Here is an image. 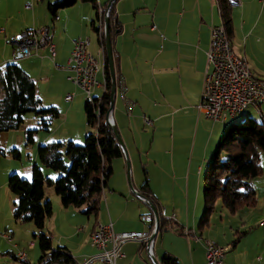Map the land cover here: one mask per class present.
<instances>
[{"label": "crops", "instance_id": "crops-1", "mask_svg": "<svg viewBox=\"0 0 264 264\" xmlns=\"http://www.w3.org/2000/svg\"><path fill=\"white\" fill-rule=\"evenodd\" d=\"M43 1L45 2V0H0L5 12L3 17L8 21L0 25L4 27L0 29V69L9 62H16L33 79L45 72L59 71L63 79L67 74L66 79L71 82L68 77L72 73L66 67L74 41L89 36L92 42L95 39V32L98 36L96 37L98 47L93 46L92 51L89 47V50L100 65L107 64L105 26L102 35L99 30L101 16L104 25L105 15H101L100 10L105 9L112 0H97L99 16L95 9L92 10V5H86L90 3L78 2L73 11L59 12L55 21L48 11V6L43 5ZM240 1L241 4L231 6V14L233 17L235 15L232 20L231 44L235 54L247 62L253 75L263 78L253 72L255 70L251 68L247 57L257 52L258 44L264 43V21H262L264 4L259 0ZM27 2L32 3L31 8H26ZM42 2L43 4H40ZM16 5L22 7V14L18 13L20 18H15L14 21L12 18L9 21L8 17L16 14ZM234 6L238 7L234 10ZM13 10L15 12H12ZM25 12L26 17L23 15ZM111 14L114 19H110V26L113 20L116 22L111 26L113 30L110 34L116 71V99L112 117L132 160L130 175L133 185L137 191L150 198L149 201L155 205L160 217V228L154 240L153 257L159 264H163L162 259L166 253L176 256L180 264H207L204 241L210 239L223 246L216 240L218 238L212 239L211 232L203 233V229L197 226L204 204L201 201L203 176L221 135L228 124L232 123L231 120L241 115L228 117L226 121H214L207 118L200 110L205 74L209 70L207 52L211 29L213 26L223 24L219 2L218 0H115ZM29 16L31 19H28ZM74 19H77V26L81 28L76 34L70 35L68 29L72 23L74 25ZM50 22H52L51 41L56 45L55 58L50 57L47 49L41 50L42 56L19 55L14 44L15 36L25 30L49 26ZM117 23H119L118 28L115 26ZM236 41L238 44H235ZM9 46L11 54L7 53ZM56 61L61 65H56ZM52 63L55 64L53 69ZM255 68L258 69V66L255 65ZM96 79L97 85L94 89H99L103 94L105 88L101 71L97 73ZM34 81L37 85V80ZM68 84L66 83L68 88H72V83ZM121 91L126 99L120 95ZM37 92L43 103L47 101L46 99H51L49 93L46 92L45 96L38 85ZM102 94L93 96L101 97ZM57 99L56 97L54 101L57 102ZM54 101L50 102L52 106L56 105ZM62 104L66 109L67 104L63 100ZM249 107L246 106L242 112ZM256 109L263 120L264 102ZM144 116L151 119L153 134L152 143L150 142L149 147H146V160L145 155H142L143 144L139 146L134 131L128 128L132 124L134 127L135 123V129L138 130V124L145 123ZM87 128L82 139L86 138L90 130L88 125ZM138 134L142 135L141 132ZM74 138L68 136V139ZM137 155L144 157L146 164L142 169L139 167ZM124 158L123 154L112 162L113 174L104 189L100 211L94 219V224L89 228L86 239L79 241L70 250L67 248L68 241L73 239L75 233L65 236L67 242L63 246L66 245L76 264H86L87 260L83 263L85 258L94 257L99 253L98 248L91 244V235L98 225L112 223L117 233L146 232L155 227L154 223L142 220L143 216L154 214L151 207L129 189L125 164L127 161ZM262 166L263 174L252 182L256 192V203L250 207L253 208L252 210H247L248 218L255 222L259 221L257 226L259 228L251 233L242 232L244 229H241L239 224L238 218L241 214L238 212L232 216L223 213L220 219V226L224 232L222 237L225 241L230 243L231 238L238 237L234 239L236 243H231V249L227 248L224 264H264V225L260 224L264 220L263 163ZM28 168H31L28 170V173H31L32 167ZM46 172L53 179L56 178L55 173L52 175ZM162 206H166L167 216L174 214L175 220L169 221L162 217L160 213ZM245 208L242 210H246ZM11 210L10 213L13 212V207ZM12 218V215L7 213V216L0 220V230L11 232L13 240H21L24 236L13 232V229L18 231V226H13ZM241 219L240 217L239 220ZM241 222L243 224V220ZM184 230H187V234L183 232ZM248 233L254 238L253 243L249 246L239 245L238 243ZM198 236L200 240L197 239ZM52 238L55 239V236L53 235ZM58 242L63 241L60 242L59 238ZM13 243L7 242L2 250L7 251L5 248L9 247L12 252L17 251L15 245H17L16 249L19 245ZM121 253L122 256L117 259L116 264H154L145 246L139 241L125 242L121 245ZM96 261L98 260L89 264H95Z\"/></svg>", "mask_w": 264, "mask_h": 264}, {"label": "trees", "instance_id": "trees-1", "mask_svg": "<svg viewBox=\"0 0 264 264\" xmlns=\"http://www.w3.org/2000/svg\"><path fill=\"white\" fill-rule=\"evenodd\" d=\"M78 2L92 4L99 16L97 0H52L48 3V11L54 20L62 9ZM218 2L230 38L232 4L229 0ZM110 19H114L112 14ZM112 23L114 26L115 20ZM111 26L110 34L113 30ZM115 26L118 28L119 23ZM105 75L106 87L102 96L94 97V102H85L86 123L90 131L84 144H76L72 140L56 141L38 148L40 163L56 171L58 176L55 179L46 177L41 166L34 164L30 178L18 173L9 177L8 187L15 197L14 219L18 223H32L35 226L37 232L34 238L41 251L40 264H76L70 251L65 246H54L52 236L45 232L46 221L53 214L51 201L45 199V186L54 188L64 207L83 208V213L97 217L102 194L113 174L112 162L123 156L122 148L107 121L112 89L108 61ZM0 89L3 92L0 98V134L20 128L29 113L41 117L40 128L46 131L50 130L53 119L60 117L58 108L44 105L34 79L16 62H9L0 69ZM36 131H27V142L35 141ZM13 152L19 157L16 149ZM1 153L4 152L0 149ZM262 154L264 119L259 121L246 117L239 123L228 124L204 172L205 208L199 229L209 226L219 202L231 214L255 205L256 192L252 182L263 174ZM13 257L17 259L15 255ZM162 260L163 264H180L178 258L169 253Z\"/></svg>", "mask_w": 264, "mask_h": 264}, {"label": "rangeland", "instance_id": "rangeland-1", "mask_svg": "<svg viewBox=\"0 0 264 264\" xmlns=\"http://www.w3.org/2000/svg\"><path fill=\"white\" fill-rule=\"evenodd\" d=\"M51 1L52 0H45V2L43 1L44 4H43V2L40 4H43L47 7L48 3H50ZM28 2L25 4L26 8H27ZM80 4H82V2H80ZM75 5L72 7H69V8L62 9L61 11H68V12L73 11L74 9H76ZM86 5H92V4H86ZM235 7L237 8L238 6H234V8L233 7L232 8L235 10ZM21 8L22 7H18L17 5L15 6L16 14H11L10 17H8L9 21L12 18H13V21L16 20L15 18H20L18 13H21ZM93 9L94 8H92V10ZM0 11H1V13H0V25L8 23V21H6L7 18L3 17L5 12L2 8V4H0ZM15 11L13 10L12 12H15ZM24 11H25V9H23V12ZM26 14H27L26 12L23 13L24 16ZM75 16H76V14H75ZM231 17L233 20L235 15L233 17V15L231 14ZM28 19H31L30 16L28 17ZM50 21H51V19H50ZM262 21H264V16L262 17ZM77 22H78L77 19H74V25L72 23L69 26L68 32L70 35L76 34V32H78V30H80L81 27L77 26ZM49 27L51 29L52 22L49 23ZM89 28H90V30H92L91 27H89ZM0 29H4V27L2 26V27H0ZM91 32H93V30ZM51 34H52V31H51ZM94 36H95V39H93V41L91 42L92 45H90V50L93 48V46L98 47V39L96 38L98 36H97L96 32L94 33ZM88 37L89 36L83 37V38H88ZM235 44H238L237 41ZM263 45H264V43L258 44L257 45V49H258L257 52H254V53L250 54V57H247V61L250 64L251 68L255 70L253 72L257 76L263 77L261 79H264V46ZM7 53L11 54L10 46L7 50ZM96 53H94V54L97 55ZM56 65H61V63H59V61H56ZM255 65L258 66V69L255 68ZM53 68H55L54 63H52V69ZM58 72L59 71H57L55 73H51V71L45 72L42 75H37L36 77H34V79L37 80V82H38L37 85L41 88L43 94L45 95V93L47 92V93H49L48 94L49 98H51V99H46L47 101L44 103L45 106H47V107L52 106L51 105L52 103H50V102L54 101V99H56V97L58 98L57 102L54 101L55 102L54 105L55 104L57 105L56 108H59L61 115L59 118L53 119L50 130H48V131L42 130L40 128V124H39L41 117H39L33 113H29L25 116V121L20 128L15 129V130L2 132L0 134V149L4 152V153L0 154V220H2L5 216H7V213L9 215L10 214L12 215L13 226H15V225L18 226V231H15L13 229V232H15V233L17 232L18 234L24 236L23 239L13 240V242L14 243L16 242L19 245L18 249L26 252V254L28 256L26 258V260L30 264H40L39 260L41 257V251H40V248L38 246L36 239L34 238V234L37 232V230H36L35 226L31 223L21 224V223L16 222L14 219V216H13V212L10 213V211H12L11 207H14L13 204H14L15 197L8 187L9 177L13 173H18L22 177L30 178L31 173H28L29 172L28 170L31 168H28V167H32L34 164H38L39 166H41V168L43 169L44 175L46 177L52 178V177H50L51 175H48L46 171H48L52 175L55 173L56 177H57L58 173L56 171H54L50 168H47L40 163V160L38 157V148L43 144H47L50 142H56V141L73 140L76 144H84L85 139H82L81 137L83 136L84 132L86 130H88L87 124H86L85 111H84L85 102H86V96H85L84 91L80 87L73 84L72 82L67 81V79H66L67 74L65 75V77H64L65 80H64ZM46 78L48 80H46ZM66 83L67 84L72 83V85H73L72 88L69 89L68 86L66 85ZM76 91H77V93H76ZM73 93L76 94V95L74 94L75 95L74 100L70 103H67L65 101V97L68 94H73ZM101 94H102V91H100L99 89H97V90L94 89V91H93L94 96H100ZM120 95L122 96L123 99H126L124 97V95L122 94V91H121ZM2 96H3V92L0 89V98ZM62 100H63V102H65V104H67L66 109H65L64 104H62ZM256 110L257 109L255 107L250 106L248 109L244 110L242 113H239L241 115L234 120L232 119L231 122L232 123H239L242 120H244L246 117H252V118H255L256 120L260 121L261 117H260V115H258ZM129 112H130V110L128 109V113ZM147 119L150 120V123L147 122ZM144 122L145 123L138 124V130L135 129L136 128L135 123H134V127L132 124V126H130L128 128H130L132 131H134L133 134L136 137L137 142L139 143V146L141 147L140 144L141 143L143 144L144 148L142 151V155H145V160H146V158H147L146 157V147H149L150 142L152 143V135L153 134H152V129H151L152 128L151 119L147 116H144ZM30 129H37V131L34 134L35 135L34 136L35 141L33 143L27 142V131ZM140 132L142 133L141 136L138 134ZM68 136H74L75 138L74 139H68ZM141 137H142V139H141ZM123 143H124V141H123ZM124 145H125V143H124ZM125 148L127 151L126 145H125ZM13 149L17 150L19 157L15 156ZM127 154H128L130 166L132 169V160H131V157H130L128 151H127ZM142 155L141 156L137 155V159L139 160V163H140V166H139L140 169H142V166H144L146 164L144 161V157ZM124 157H125V155H124ZM124 159H126V157ZM261 161L264 164V154H262V156H261ZM125 164H126V177H127V181H128L127 162H125ZM130 172H131V170H130ZM131 178H132V175H131ZM54 179H55V177H54ZM203 179H204V176H203ZM132 184H133V182H132ZM128 186H129V189L131 190V187L129 185V181H128ZM134 188H135V186H134ZM133 194H134V192H133ZM203 194H204V184H202V200H201L202 202H204ZM45 199L51 201L52 206H53V214L46 221L45 232L50 234V235L52 234L51 236H53V235L55 236V239L52 238L54 246H58V245L63 246L64 244H66L65 242H67L65 236H68L70 234L75 233V235L73 236V239H70L68 241V245H67V248L72 250V248H74V246L79 241L86 239L89 228L92 227V225L94 224L95 216L94 215H87V214L83 213L82 212L83 208H79V207H75V206L64 207L62 205L60 196H58L56 194V192L52 186H48V185L45 186ZM144 205L146 206V204H144ZM165 207L166 206H162L161 208H165ZM204 208H205V205L202 204L201 214H200V217L198 218L197 226H199V224H200L201 218L203 216ZM245 209L246 210L241 209L240 211H238V214H241V215H239L238 221H239V224L241 225V229L242 228L244 229L242 232H246V231L249 232L250 231V233H251V231H256L255 229L259 228V227H257L259 221L255 222V221H253V219L251 220L250 218H248L249 212L247 210L248 209L252 210L253 208H250V207L247 208L246 207ZM165 210H166V208H165ZM223 213H225L228 216H232V214L230 212H228L222 206V204L219 202L216 206L214 213L212 214V218H211L209 226H207V227L205 226L202 231H204L203 233H207V231L211 232L212 239L218 238L216 240H218L222 244V246L225 248V251L227 252V250H228L227 248L231 249V247H232L231 243L234 242L233 240L235 238H238V237H235L234 239L231 238L229 241L230 243L225 241V239L222 237L224 232L220 226V222H221L220 219L223 217ZM173 215L174 214H172L170 216H173ZM236 217H237V215H236ZM240 217L242 218L241 220H239ZM242 220H243V224L241 222ZM256 220H259V219H256ZM0 231H1V233L6 232V230H4V229L0 230ZM127 232H134V231H127ZM250 233H248L247 236H244L243 239L238 244L244 245V246H249L250 244H252L254 241V238H252V236H250ZM59 238H60V242L63 241L62 243L58 242ZM7 242L8 241L6 239L4 240V238H0V247H1L0 248L1 249L0 250V264H25L24 261L15 259L13 257V255L16 254V251L12 252L9 247L5 248V250H7V251L2 250V247L5 246V244ZM31 242L35 243V247L29 249L28 246ZM14 243H13V245H14ZM18 249L15 248V250H17V251H18ZM89 258L90 257L85 258L83 260V263L86 260H88ZM94 263L95 264H102L99 261H96Z\"/></svg>", "mask_w": 264, "mask_h": 264}, {"label": "built area", "instance_id": "built-area-1", "mask_svg": "<svg viewBox=\"0 0 264 264\" xmlns=\"http://www.w3.org/2000/svg\"><path fill=\"white\" fill-rule=\"evenodd\" d=\"M41 1V0H38ZM264 4V0H259ZM232 5L241 4L240 0H229ZM112 1L107 8H101V15L109 16L113 11ZM32 3L27 4L31 8ZM103 17L101 16V27L103 26ZM19 55L24 57L42 56L41 50L47 49L52 59L56 55V45L51 41V31L49 26H42L25 30L15 36ZM89 38H79L74 41V47L68 59L66 69L72 73L68 79L80 87L86 96V101L94 102L93 91L97 85L96 75L101 71L103 75V85L105 88V65H100L99 61L90 52ZM209 70L205 74V85L203 91V100L200 105L206 117L214 121H226L228 117L237 115V111L245 106L258 108L260 103L264 102V79L257 78L252 71L246 68V62H239L233 48H229L222 40L221 33L216 26L211 29V39L209 50L207 52ZM105 90V89H104ZM74 94H68L65 97L66 102L73 101ZM150 123V120L147 119ZM112 126H114L112 117ZM137 192V190H135ZM140 199H150L146 195H137ZM161 215L169 221L175 220V216H167L165 208H161ZM142 220L155 224L153 215H145ZM264 225V220L261 221ZM155 227L146 232H120L117 233L112 223L107 225H98L91 235V244L98 248L99 253L90 257L86 261L89 264L95 260L103 264H116L119 257L122 256L121 245L127 241L141 242L149 255H153L154 240L151 239ZM187 234V230L183 231ZM0 238L13 242V236L6 231L1 233ZM200 240V237H197ZM205 243V257L207 264H224L226 251L218 243L207 239ZM33 248V242L28 246ZM17 248V245H15ZM18 260L26 262L27 254L18 249L16 251Z\"/></svg>", "mask_w": 264, "mask_h": 264}, {"label": "water", "instance_id": "water-1", "mask_svg": "<svg viewBox=\"0 0 264 264\" xmlns=\"http://www.w3.org/2000/svg\"><path fill=\"white\" fill-rule=\"evenodd\" d=\"M112 1L115 2V0H112ZM104 26H105V44H106V51H107V57H108V65H109L110 76H111V81H112L110 109L108 112V114H109V113L113 112L114 105H115V99H116V71H115L112 41H111V35H110V17H107V16L105 17ZM112 129L116 135V138H117L119 145L122 148L123 154L126 157L128 181H129V185L131 187V190L134 192V194L143 196V194L140 191L135 192L136 189L134 188V186L132 184L131 175H130V170H131L130 161H129V157H128L125 145L123 143L122 137L119 133V130L116 128L115 125L112 126ZM144 202L151 207L153 214H154L153 216L155 218V231L153 232L151 239L155 240V238L157 236V232L159 231V228H160V217H159L157 208L155 207L154 204H152L149 201V199L144 200ZM151 260L154 262V264H159L157 262V260L153 257V255H151Z\"/></svg>", "mask_w": 264, "mask_h": 264}, {"label": "bare ground", "instance_id": "bare-ground-1", "mask_svg": "<svg viewBox=\"0 0 264 264\" xmlns=\"http://www.w3.org/2000/svg\"><path fill=\"white\" fill-rule=\"evenodd\" d=\"M106 8H107V7H106ZM100 13H101V10H100ZM216 28H217V30L221 33V35H222V40L224 41V43H225L229 48H233V47H232V44H231V40H230L229 35H228V32H227V29H226V26H225L224 24H221V25H219V26H216ZM99 30H100V34L102 35V34H103V33H102V32H103V28L101 27V24H100ZM102 38H103V37H102ZM236 57H237V59L239 60V62H246L244 59L238 57L237 55H236ZM246 68L249 69L247 62H246ZM249 70H250V69H249ZM105 87H106V86H105ZM245 107H246V106H245ZM245 107H243V108H241L239 111H237V114L241 113L242 110H243ZM98 116H100V113H99V112H98ZM107 121H108L109 125L112 127V123H111V121H112V112L109 113V114L107 115Z\"/></svg>", "mask_w": 264, "mask_h": 264}]
</instances>
